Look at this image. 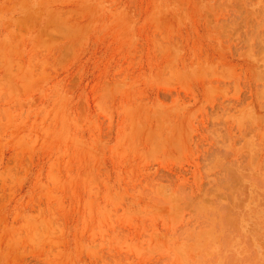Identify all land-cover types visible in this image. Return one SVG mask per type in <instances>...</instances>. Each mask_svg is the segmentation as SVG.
<instances>
[{
    "label": "rangeland",
    "instance_id": "rangeland-1",
    "mask_svg": "<svg viewBox=\"0 0 264 264\" xmlns=\"http://www.w3.org/2000/svg\"><path fill=\"white\" fill-rule=\"evenodd\" d=\"M0 264H264V0H0Z\"/></svg>",
    "mask_w": 264,
    "mask_h": 264
}]
</instances>
